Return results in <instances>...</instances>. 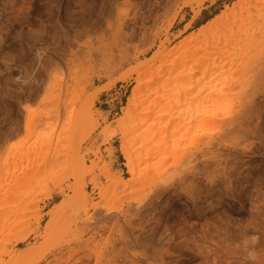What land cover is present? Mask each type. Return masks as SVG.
Returning <instances> with one entry per match:
<instances>
[{
    "label": "rangeland",
    "instance_id": "374dc122",
    "mask_svg": "<svg viewBox=\"0 0 264 264\" xmlns=\"http://www.w3.org/2000/svg\"><path fill=\"white\" fill-rule=\"evenodd\" d=\"M238 1L0 0V264H264V0L206 35L226 49L209 64L248 61L224 115L189 127L202 111L183 97L157 112L170 92L127 138L141 175L130 187L120 150L133 86L163 64L152 58ZM176 59L157 89L191 65Z\"/></svg>",
    "mask_w": 264,
    "mask_h": 264
},
{
    "label": "bare ground",
    "instance_id": "6f19581e",
    "mask_svg": "<svg viewBox=\"0 0 264 264\" xmlns=\"http://www.w3.org/2000/svg\"><path fill=\"white\" fill-rule=\"evenodd\" d=\"M247 3L248 0H239L238 2H235L231 8H226L221 14L217 15L210 22L199 28L197 33L192 32L189 36L181 40L179 43V47H174L172 49L164 48V50L161 53L155 55L151 60L153 61V63L157 61L163 62L159 72L155 73L152 77L148 78L147 80L144 77H142V75L138 76L136 84L133 86L131 94L128 98L127 104L122 109V114L119 118V126H118L119 130L123 134V136L121 137L120 150L125 159V166L127 167L128 173L130 174V178H128L125 181L126 186L130 187L134 185L141 178V175H139L138 173V161H137L138 156L135 155V152L132 150L129 141H127V138L133 129L136 130L135 127L143 126L151 121L150 120L151 118L149 119V115L143 117L142 114L149 113L150 111H152L153 107H155V105L160 103L161 100L165 96H167L170 92H172V94L175 95L178 100L177 101L169 100L167 103L165 104L163 103V107L157 111V112H163L162 115L166 114L171 110L172 103L180 102L179 100V96H180L185 98L184 100L189 110L192 111L193 109H196L197 113L202 111L201 113H199L197 117L192 118L189 121V127L196 118L203 123L205 121L207 122L208 120L210 121L211 119H220L217 117H219V115L223 113L221 114L218 113L219 115H217L216 111L218 110H216V108L219 106L220 108L222 107L224 108L223 105H225V103L228 100V97H230L228 96L229 93H232L230 88L234 85L233 83H235V78L239 73L248 69V61L241 63L240 65L236 64L237 62H235L234 64L229 63L227 64V66H223V67L209 64L208 60H203V59L208 57L214 51H216L213 49L219 48L217 51H223L225 47L221 46L222 42L220 40L210 41V39H208L206 35L209 31H215V29L217 28L219 29V27H221L222 24L229 26L231 22L236 24L238 22L240 24L241 21L244 22L245 16L243 14L244 13L243 10ZM232 18H234L233 21H231ZM248 23L250 25L251 21L249 20ZM252 24L254 23H251V25ZM245 26L246 24L244 23L242 25V28H244ZM239 28H241V25H239ZM242 35L243 34H241V36ZM204 37L205 39H203ZM222 37L223 35H220L219 38ZM193 41L195 44L197 43V45H194V47L191 48L192 50L190 49L191 53H188L190 52L188 49L185 50L187 52L183 51L181 54H179L180 48L184 46L183 47L184 49L185 45H187V47L190 46L188 45V43H193ZM178 57L179 58L181 57L182 59L183 58L185 59V57L186 59L187 57H190L191 59L189 63L191 65L182 64L181 66H179L180 67L179 74L176 75L174 78L168 80L170 85V91H167V88L166 90L165 89L163 90L160 87L157 89V85H155L153 82L159 81V76L163 72V70L169 69L171 71L175 62L178 61L176 59ZM164 62H169L170 64L166 63L164 65ZM204 62L206 63L203 64ZM203 68L205 69L203 70ZM171 86L174 87L171 88ZM106 90L107 89L99 90L97 95H99L100 93ZM163 91L165 92L163 93ZM23 109L28 113L29 108L27 106H24ZM214 109L216 111H214ZM220 112L222 111L220 110ZM201 114L204 117H200L202 116ZM157 118H159V116ZM213 121L211 123H214ZM206 122L205 124H207ZM24 124L26 131L30 130L33 127V122L31 120L30 115L28 114L26 115ZM152 126L153 125H151L150 128H152ZM107 134L108 131L105 132V136L107 137V139L114 136L112 134L111 135H107ZM47 140L44 139L41 140L40 142V146H44L42 147L43 149L45 148V145L49 143ZM101 207L102 205L100 203H97L93 206V209L97 210ZM107 209L108 212H111L112 208L107 206Z\"/></svg>",
    "mask_w": 264,
    "mask_h": 264
},
{
    "label": "crops",
    "instance_id": "0c3cea01",
    "mask_svg": "<svg viewBox=\"0 0 264 264\" xmlns=\"http://www.w3.org/2000/svg\"><path fill=\"white\" fill-rule=\"evenodd\" d=\"M211 8H212L211 4L206 5L204 10L202 11V14H205ZM104 96L105 95H103V96L101 95L99 97V100L96 103V108L99 109L100 111L104 112V113L111 115L113 113V111L115 110V101L113 99H110L109 97L105 98ZM114 165H115V167H117L118 165H121L118 162V157H115Z\"/></svg>",
    "mask_w": 264,
    "mask_h": 264
},
{
    "label": "clouds",
    "instance_id": "9594fccd",
    "mask_svg": "<svg viewBox=\"0 0 264 264\" xmlns=\"http://www.w3.org/2000/svg\"><path fill=\"white\" fill-rule=\"evenodd\" d=\"M253 239H255V238H253Z\"/></svg>",
    "mask_w": 264,
    "mask_h": 264
}]
</instances>
